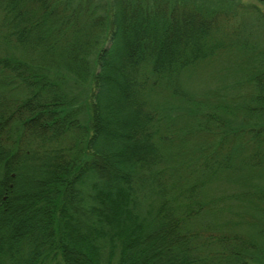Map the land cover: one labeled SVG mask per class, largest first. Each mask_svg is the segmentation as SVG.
Masks as SVG:
<instances>
[{"label": "trees", "instance_id": "obj_1", "mask_svg": "<svg viewBox=\"0 0 264 264\" xmlns=\"http://www.w3.org/2000/svg\"><path fill=\"white\" fill-rule=\"evenodd\" d=\"M258 22L234 0H0V264H264ZM64 76L91 79L85 118Z\"/></svg>", "mask_w": 264, "mask_h": 264}, {"label": "rangeland", "instance_id": "obj_2", "mask_svg": "<svg viewBox=\"0 0 264 264\" xmlns=\"http://www.w3.org/2000/svg\"><path fill=\"white\" fill-rule=\"evenodd\" d=\"M108 1L109 0H94V2H96L99 5L100 4L105 5V2L107 3ZM234 2H236V4L238 2V4L242 3V5L257 6L264 13V0H234ZM256 19L257 18L254 17V13L252 14L250 12H246V14L244 16V21H246L248 23V26H251L250 23H252L253 21L255 22ZM237 21H238V19H232L230 26L239 25ZM257 24L259 26H257L253 30V32L260 30L261 31V37L264 38V35H263V29L264 28L259 24V22ZM228 25H229V23H228ZM208 70L209 71H206V70L198 71L197 76H198V78H200V80L198 81V78H195V80L193 82L194 92H200V91L204 90L207 86H208V89L209 88H212V89L218 88L221 85L222 80L224 79V76L227 74L225 67L220 66L218 63L213 64L212 68L208 69ZM62 78H64V80H65V84H64L63 89L65 90V92L67 94H69L73 98L76 97V99H77V105L76 106L80 109L79 110V116L81 118H85L87 115V111L85 110V107H83V103L85 101H87V99L89 98V93L91 90V82H90L91 79H89L86 82H82V81H78L76 78H73L71 76H67L66 78L64 76ZM227 81H229V80H227Z\"/></svg>", "mask_w": 264, "mask_h": 264}]
</instances>
